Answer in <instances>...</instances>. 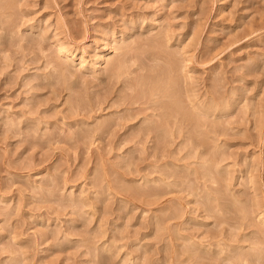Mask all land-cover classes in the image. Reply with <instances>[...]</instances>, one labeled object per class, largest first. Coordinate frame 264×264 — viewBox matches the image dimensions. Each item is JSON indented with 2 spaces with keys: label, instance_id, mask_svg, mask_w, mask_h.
<instances>
[{
  "label": "rangeland",
  "instance_id": "1",
  "mask_svg": "<svg viewBox=\"0 0 264 264\" xmlns=\"http://www.w3.org/2000/svg\"><path fill=\"white\" fill-rule=\"evenodd\" d=\"M0 264H264V0H0Z\"/></svg>",
  "mask_w": 264,
  "mask_h": 264
},
{
  "label": "bare ground",
  "instance_id": "2",
  "mask_svg": "<svg viewBox=\"0 0 264 264\" xmlns=\"http://www.w3.org/2000/svg\"><path fill=\"white\" fill-rule=\"evenodd\" d=\"M62 46V45H61ZM111 49V48H110ZM61 50H63V49H61ZM65 50H63V52H64ZM62 52V51H61ZM101 54H99V58H97L96 59V61L94 62V64L93 65H95L96 66V68H98V67H100V65L102 64V61L104 60V58H103V56H101V55H103L104 54V52H100ZM103 53V54H102ZM66 54H67V58L68 57H70V61H74L75 60V58H76V56H72V54L70 55V54H68L67 52H66ZM80 59V64L82 65V66H85V65H87L86 64V60L84 59V57H81V58H79ZM107 59V58H106ZM69 62V61H68ZM79 64V65H80ZM81 67V66H80ZM94 67V66H93ZM85 68H86V66H85ZM84 68V69H85ZM88 68V67H87ZM91 68H92V66H91ZM89 69H90V67H89ZM82 70V69H81ZM95 71V70H94ZM96 72V71H95ZM94 72V73H95ZM115 73V72H114ZM96 74V73H95ZM175 86V85H174ZM141 98V97H140ZM193 102V101H192ZM172 103V102H171ZM170 105H172V104H168V106H170ZM175 106H176V104H175ZM166 108H168V107H166ZM165 108V109H166ZM177 110H178V108L177 107H175ZM170 109H172V108H170ZM169 110V109H168ZM182 110V109H181ZM167 111V110H166ZM169 112H171V111H169ZM173 112H175L174 110H173ZM189 117V116H188ZM175 118H176V116H175ZM172 119V118H171ZM165 123V122H164ZM178 123V122H177ZM158 131H159V128H158ZM160 133V132H159ZM161 135V134H160ZM163 137V136H162ZM164 138V137H163ZM155 141V140H154Z\"/></svg>",
  "mask_w": 264,
  "mask_h": 264
}]
</instances>
